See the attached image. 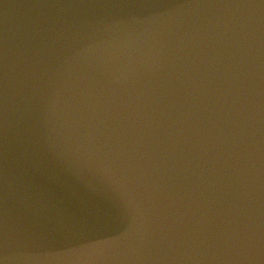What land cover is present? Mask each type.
Segmentation results:
<instances>
[{"label":"water","instance_id":"1","mask_svg":"<svg viewBox=\"0 0 264 264\" xmlns=\"http://www.w3.org/2000/svg\"><path fill=\"white\" fill-rule=\"evenodd\" d=\"M0 235L264 264V2L0 0Z\"/></svg>","mask_w":264,"mask_h":264},{"label":"snow or ice","instance_id":"2","mask_svg":"<svg viewBox=\"0 0 264 264\" xmlns=\"http://www.w3.org/2000/svg\"><path fill=\"white\" fill-rule=\"evenodd\" d=\"M264 2V0H262ZM89 241H83L77 245L69 247H55L42 255L23 256L18 258L17 264H72V262L79 256H83L87 252H98L99 255L106 252L126 241L123 238H117L110 244L104 247L89 244ZM5 243L2 235H0V264H8V257L5 255Z\"/></svg>","mask_w":264,"mask_h":264}]
</instances>
